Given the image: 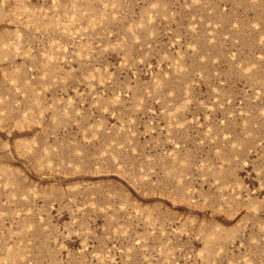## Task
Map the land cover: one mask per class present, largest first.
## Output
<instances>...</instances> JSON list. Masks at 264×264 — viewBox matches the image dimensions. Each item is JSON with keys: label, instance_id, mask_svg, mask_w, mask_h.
I'll return each mask as SVG.
<instances>
[{"label": "rangeland", "instance_id": "1", "mask_svg": "<svg viewBox=\"0 0 264 264\" xmlns=\"http://www.w3.org/2000/svg\"><path fill=\"white\" fill-rule=\"evenodd\" d=\"M0 264H264V0H0Z\"/></svg>", "mask_w": 264, "mask_h": 264}]
</instances>
